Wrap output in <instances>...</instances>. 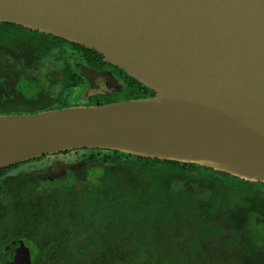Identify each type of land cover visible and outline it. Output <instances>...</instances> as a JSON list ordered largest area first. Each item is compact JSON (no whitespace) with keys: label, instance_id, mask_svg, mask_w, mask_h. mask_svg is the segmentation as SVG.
Segmentation results:
<instances>
[{"label":"water","instance_id":"water-1","mask_svg":"<svg viewBox=\"0 0 264 264\" xmlns=\"http://www.w3.org/2000/svg\"><path fill=\"white\" fill-rule=\"evenodd\" d=\"M0 22L94 49L155 92L0 115V170L101 149L264 183V0H0ZM9 264H33L24 241Z\"/></svg>","mask_w":264,"mask_h":264},{"label":"trees","instance_id":"trees-1","mask_svg":"<svg viewBox=\"0 0 264 264\" xmlns=\"http://www.w3.org/2000/svg\"><path fill=\"white\" fill-rule=\"evenodd\" d=\"M66 47L125 84L93 96L97 104L155 96L94 49L0 22V115L71 106L69 93L85 79ZM88 153L56 180L6 177L24 163L0 170V264L19 240L33 264H264V183L197 164Z\"/></svg>","mask_w":264,"mask_h":264},{"label":"rangeland","instance_id":"rangeland-1","mask_svg":"<svg viewBox=\"0 0 264 264\" xmlns=\"http://www.w3.org/2000/svg\"><path fill=\"white\" fill-rule=\"evenodd\" d=\"M65 51L85 79V83L82 86L69 93L68 103L71 106L94 105L98 101L93 99V96L124 89L125 84L119 80L111 69L103 72L95 71L80 61L69 47H66ZM88 154V150H78L46 156L22 164L18 168L10 171L6 177H36L38 175L45 177L50 174H61L62 167L71 166L76 168L83 166L85 159L89 156ZM0 180L2 179L0 178Z\"/></svg>","mask_w":264,"mask_h":264},{"label":"flooded vegetation","instance_id":"flooded-vegetation-1","mask_svg":"<svg viewBox=\"0 0 264 264\" xmlns=\"http://www.w3.org/2000/svg\"><path fill=\"white\" fill-rule=\"evenodd\" d=\"M62 168L63 169L60 171L61 174H54V175L50 174L49 176L47 175L45 177H43V175H38L37 177H39V178H41L43 180H48V179H50V180H56V179H59L60 177L66 176L67 175V171L68 170H71V169H73L75 167L65 166V167H62Z\"/></svg>","mask_w":264,"mask_h":264}]
</instances>
